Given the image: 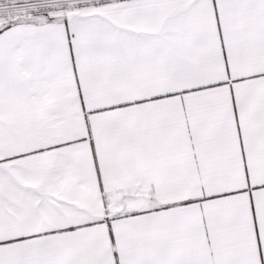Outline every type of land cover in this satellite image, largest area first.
<instances>
[{
  "label": "snow or ice",
  "instance_id": "6c2138e0",
  "mask_svg": "<svg viewBox=\"0 0 264 264\" xmlns=\"http://www.w3.org/2000/svg\"><path fill=\"white\" fill-rule=\"evenodd\" d=\"M0 264H264V0H0Z\"/></svg>",
  "mask_w": 264,
  "mask_h": 264
}]
</instances>
